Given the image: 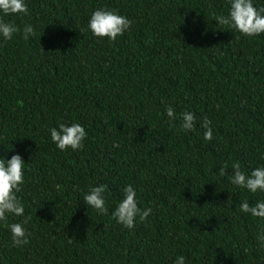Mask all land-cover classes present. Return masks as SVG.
I'll return each mask as SVG.
<instances>
[{
	"label": "trees",
	"instance_id": "16d2710c",
	"mask_svg": "<svg viewBox=\"0 0 264 264\" xmlns=\"http://www.w3.org/2000/svg\"><path fill=\"white\" fill-rule=\"evenodd\" d=\"M25 4L28 15L3 17L21 32L0 37V157L25 162V213L0 221V264H264V218L240 210L264 192L231 183L234 162L246 174L264 166V33L216 23L231 0ZM100 8L133 23L115 41L96 37ZM184 112L193 131L181 130ZM60 123L85 128L82 149L56 147L49 129ZM100 184L107 215L83 200ZM128 185L152 209L131 230L111 215ZM25 218L29 243L14 247L8 225Z\"/></svg>",
	"mask_w": 264,
	"mask_h": 264
},
{
	"label": "clouds",
	"instance_id": "9594fccd",
	"mask_svg": "<svg viewBox=\"0 0 264 264\" xmlns=\"http://www.w3.org/2000/svg\"><path fill=\"white\" fill-rule=\"evenodd\" d=\"M24 14L28 15L29 10L25 0H0V37L4 40H11L14 34L20 33V28L13 22H7L4 16ZM216 23L226 25L228 28L240 32L244 36H256L264 33V7L257 9L252 0H231L230 10L227 16L215 17ZM133 22L127 17L118 14L116 10H106L100 8L95 10L88 23V28L96 37H107L110 41H115L118 36L123 35ZM35 35L34 28L25 24L22 31V38L28 40ZM166 114L170 120L177 117L171 106L166 108ZM181 130L185 132L193 131L195 128L196 116L191 112L181 113ZM211 121L205 118L202 122L204 139H212ZM51 141L56 147L65 151L66 149L78 150L83 148L82 141L86 138L85 128L79 123L70 126L60 123L58 127L49 129ZM25 162L19 154L12 155L11 159L5 160L0 157V221H6L8 215L17 217L24 216L25 207L18 198L17 193L21 192L24 180ZM228 165L224 164L218 170V176L224 177L229 173L226 171ZM231 183L246 188L251 193L264 192V166L257 167L246 174L239 162L231 165ZM107 185L100 184L92 187L88 194L83 197L85 204L97 210L98 213L107 215L105 192ZM124 198L117 204L111 215L116 222L131 230L137 221L144 222L152 212L151 208L142 209L138 206L137 192L131 186L123 189ZM240 210L250 213L253 217L264 218V201H259L255 206H250L247 201L241 203ZM29 218L23 222L8 225L11 232L12 246L20 247L29 243L30 232L24 225ZM261 246H264V229L257 237ZM174 264H185V257L180 256Z\"/></svg>",
	"mask_w": 264,
	"mask_h": 264
}]
</instances>
